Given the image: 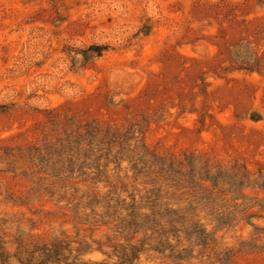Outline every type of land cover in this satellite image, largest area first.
Returning a JSON list of instances; mask_svg holds the SVG:
<instances>
[{"label":"rangeland","instance_id":"rangeland-1","mask_svg":"<svg viewBox=\"0 0 264 264\" xmlns=\"http://www.w3.org/2000/svg\"><path fill=\"white\" fill-rule=\"evenodd\" d=\"M126 256L264 264V0H0V264Z\"/></svg>","mask_w":264,"mask_h":264},{"label":"trees","instance_id":"trees-1","mask_svg":"<svg viewBox=\"0 0 264 264\" xmlns=\"http://www.w3.org/2000/svg\"><path fill=\"white\" fill-rule=\"evenodd\" d=\"M99 53V52H97ZM100 54V53H99ZM137 259V257H132V258H127V256L125 257V259L123 258L122 261L120 262V264H136L135 260Z\"/></svg>","mask_w":264,"mask_h":264}]
</instances>
